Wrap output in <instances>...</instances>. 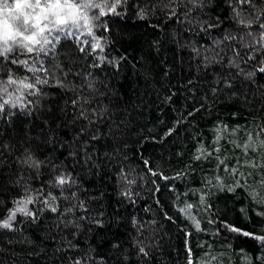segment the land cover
<instances>
[{"label": "trees", "instance_id": "obj_1", "mask_svg": "<svg viewBox=\"0 0 264 264\" xmlns=\"http://www.w3.org/2000/svg\"><path fill=\"white\" fill-rule=\"evenodd\" d=\"M117 11L93 21L104 61L62 39L42 94L0 113V220L26 192L51 193L58 209L37 202L35 221L17 214L0 229V264H264V241L242 234L264 237V73L229 67L264 31V0H122ZM261 62L264 50L240 67Z\"/></svg>", "mask_w": 264, "mask_h": 264}, {"label": "snow or ice", "instance_id": "obj_2", "mask_svg": "<svg viewBox=\"0 0 264 264\" xmlns=\"http://www.w3.org/2000/svg\"><path fill=\"white\" fill-rule=\"evenodd\" d=\"M252 2L253 0H238L241 5H251ZM121 3L122 0H112L111 3L109 0H12L11 3L6 0L0 4V7L4 9V12L0 14V72L7 76V79H0V113L4 112L6 105L11 109L27 108L31 102L25 103L26 94L30 96L42 94L39 86L48 84L49 78H55V72L61 71L60 66L55 63V58L57 45L61 43L62 39L67 40L75 37L80 53L93 55L99 52L100 55H96L95 59L104 61L106 57L102 54L105 46L101 42V38L94 33L93 21L110 14L120 15L117 8ZM141 15L143 18V9H141ZM172 15H175V10ZM260 15L261 13H257V21H259ZM239 23L250 28L253 20L246 21L242 18ZM259 27L264 30V22L260 23ZM248 35L252 36V33H248ZM85 36L91 37V42L88 39H81ZM245 47L249 49V52L244 56L234 50L233 57L229 59V67L236 69L237 76L243 75L245 79L251 80L257 71L264 73V62H261L259 67L253 66V70L247 72L240 67V63L247 64L254 58L256 52L264 50V31L260 32L258 39L253 37L252 42ZM86 48L89 51L86 52ZM49 58L52 63L46 65L45 61ZM6 65L16 66L17 69H22L25 73H30L31 76L27 74L18 76L11 67ZM63 75L66 77L67 73H63ZM223 82L225 87H232L231 79L224 78ZM55 83L60 87L66 86L60 79H55ZM9 88H13V91L9 92ZM173 131H175L174 128L169 129L165 135H171ZM261 143L264 146V142ZM145 163L147 164V162ZM33 165L39 166L38 162H33ZM233 171L235 172V169ZM155 174L153 173V175ZM70 182V176L58 175L55 177V183L58 186ZM37 191L36 197L26 192L24 197L14 202L15 206L9 209L7 218L0 220V229L14 230L13 222L16 221L17 214L35 221L37 211L30 209L29 205H34L37 202L43 204L44 208L51 212H57L58 209L55 206L57 198L48 193L41 199L43 191ZM125 195H129V193H125ZM44 208L38 211L43 212ZM186 208L191 209L192 205L189 204ZM66 211H71V209ZM181 211L184 212L185 209H181ZM194 222L196 228L199 229V222ZM230 230L241 231L236 228H230ZM242 234L264 241V237H257L248 232ZM77 264H79L78 261Z\"/></svg>", "mask_w": 264, "mask_h": 264}, {"label": "rangeland", "instance_id": "obj_3", "mask_svg": "<svg viewBox=\"0 0 264 264\" xmlns=\"http://www.w3.org/2000/svg\"><path fill=\"white\" fill-rule=\"evenodd\" d=\"M6 2V0H0V4ZM12 0H9V3H11ZM4 12V9L2 7H0V14H2ZM81 39H88L90 42H91V37H88V36H85V37H82ZM7 106V105H6Z\"/></svg>", "mask_w": 264, "mask_h": 264}]
</instances>
